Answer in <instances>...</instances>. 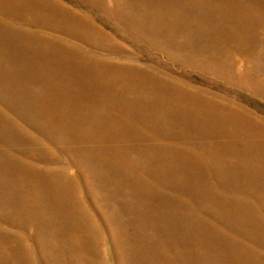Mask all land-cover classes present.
I'll use <instances>...</instances> for the list:
<instances>
[{"label": "rangeland", "instance_id": "rangeland-1", "mask_svg": "<svg viewBox=\"0 0 264 264\" xmlns=\"http://www.w3.org/2000/svg\"><path fill=\"white\" fill-rule=\"evenodd\" d=\"M0 264H264V0H0Z\"/></svg>", "mask_w": 264, "mask_h": 264}, {"label": "bare ground", "instance_id": "bare-ground-1", "mask_svg": "<svg viewBox=\"0 0 264 264\" xmlns=\"http://www.w3.org/2000/svg\"><path fill=\"white\" fill-rule=\"evenodd\" d=\"M35 9V8H34ZM36 11H38V10H36ZM40 13V12H39ZM5 27V26H4ZM8 36V35H7ZM11 37V36H10Z\"/></svg>", "mask_w": 264, "mask_h": 264}]
</instances>
